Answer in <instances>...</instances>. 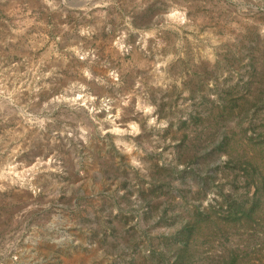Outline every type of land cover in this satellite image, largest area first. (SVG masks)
<instances>
[{
  "label": "rangeland",
  "instance_id": "374dc122",
  "mask_svg": "<svg viewBox=\"0 0 264 264\" xmlns=\"http://www.w3.org/2000/svg\"><path fill=\"white\" fill-rule=\"evenodd\" d=\"M0 264H264V0H0Z\"/></svg>",
  "mask_w": 264,
  "mask_h": 264
}]
</instances>
